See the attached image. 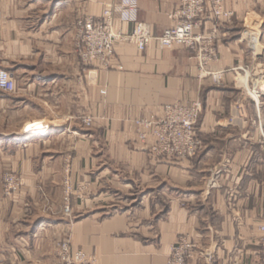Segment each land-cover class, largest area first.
<instances>
[{
    "label": "crops",
    "instance_id": "obj_1",
    "mask_svg": "<svg viewBox=\"0 0 264 264\" xmlns=\"http://www.w3.org/2000/svg\"><path fill=\"white\" fill-rule=\"evenodd\" d=\"M103 2L113 7L114 30L131 35L120 0H0V67L16 80L14 95L0 93V160L24 177L27 193L20 202L4 199L0 185V263L58 264L55 245L67 236L95 255L93 264H167L177 238L189 235L188 264H255L264 219V0L226 1L233 19L217 26L219 59L211 67L224 74L220 86L199 78L193 53L158 44L174 25L178 0H139V21L153 36L144 51L119 43L109 68L83 65L77 22L101 20ZM214 26L209 13L200 32ZM249 63V74L239 75ZM249 77L260 80L261 98L247 97L239 118L232 105L249 95ZM195 101L203 105L197 157L156 158L152 140L140 145L137 119ZM73 111L92 117L86 135L73 137ZM67 152L75 155L72 176L91 183L85 209L74 205L82 222L36 209L41 179L45 190L60 191Z\"/></svg>",
    "mask_w": 264,
    "mask_h": 264
},
{
    "label": "built area",
    "instance_id": "obj_2",
    "mask_svg": "<svg viewBox=\"0 0 264 264\" xmlns=\"http://www.w3.org/2000/svg\"><path fill=\"white\" fill-rule=\"evenodd\" d=\"M120 1L119 19L122 22L133 24V33L125 35L121 31L114 30L113 7L103 2L105 9L101 20L85 17L77 22L75 48L83 65L91 66L94 63H100L107 69L115 59V47L119 43L132 42L139 51H144L153 40L150 25L139 21V0ZM226 1L228 0H178L176 11L169 15L174 25L157 39L162 50L179 46L192 52L198 63L199 78L201 80L210 78L216 86L222 85L224 79L222 72H215L211 69L218 62L216 42L219 32L217 26L223 22L230 23L233 19V13L225 9ZM209 13L215 26L209 34H205L200 32V29ZM248 69V66L242 68L244 72ZM0 93L8 96L16 93L14 75L1 67ZM105 93L102 91L103 95ZM249 93L258 104L261 98L258 90L254 88ZM232 109L239 118L245 117L246 109L242 102L234 103ZM202 111L201 101H195L191 106L181 103L165 106L161 115H151L137 122L138 142L145 145L146 142L152 140L154 144L150 147V151L155 156H174L181 160L193 159L202 148V141L195 135ZM235 121V116L229 120L231 124ZM85 123L91 125L93 122L88 117ZM8 180L10 185H13L14 180L12 178ZM258 231L260 251L255 264H264V219L258 225ZM59 245V248L63 246L61 250L63 253L59 248L56 253L59 264H88V261L84 259L85 255L78 252L74 254L71 261L68 255V244ZM178 245L171 248L168 264H188V260L192 258L195 244L188 235L182 236L181 243Z\"/></svg>",
    "mask_w": 264,
    "mask_h": 264
},
{
    "label": "rangeland",
    "instance_id": "obj_3",
    "mask_svg": "<svg viewBox=\"0 0 264 264\" xmlns=\"http://www.w3.org/2000/svg\"><path fill=\"white\" fill-rule=\"evenodd\" d=\"M218 59H219V57H218ZM257 63L260 64V61H257ZM247 66L249 68L248 71L253 69L251 63H249L248 65H245L244 68H246ZM248 71L246 70V72H244L241 68L239 75H246L247 73L249 74ZM257 74H259V73L256 72V75ZM252 79L254 81H252ZM252 79L250 77L248 79L250 91H253L254 88H256L258 90V87H255V85H258V83L256 84V81L259 82L260 80L258 78L255 79L253 77H252ZM237 87L243 88V86H237ZM247 97L252 98L251 94L249 93V95H246V97H243L242 95H240V97L236 101V102H242L245 106V109H246V104H245L246 100L245 99H247ZM252 100H254V99L252 98ZM254 102H255V100H254ZM162 112H163V109H162ZM77 113H76V111H73V137H75L77 135H82L85 133L87 134L89 131H91L93 129V123L91 125H87L85 123V119H87L89 116H83V114H81L79 112H77ZM148 117H150V116L137 119L134 122V124H135L134 130H135L136 137H137V131H138V128L136 127L137 122L140 120H144ZM89 118L92 119V117H89ZM229 120H230V118H229ZM92 122H93V119H92ZM198 124H199V121L197 123L196 131H195V135L197 137H198V134H197ZM22 129L24 130L25 127H23ZM77 141H75L73 138V153H74V149L76 148V146L78 144ZM147 144L148 143L146 142L145 145L144 144L143 145L146 146ZM140 145H142V144H140ZM202 149H203V143H202V148L199 151L198 155L201 153ZM151 155L153 157H156V158L166 157L164 155L155 156L152 153H151ZM167 158L176 159L177 157L173 156V157H167ZM6 164H7V162H5L4 160H0V185L2 186V193H3L2 195H3L4 199L17 200V202H20L22 200L23 195L24 194L27 195V193L23 192L25 184H26L24 181V177H21L11 167L10 168L7 167ZM74 167H75V155H73V157H72L69 154V152H67V155L65 156V158L63 159V162H62V177L57 182L58 186L60 187V191H57L56 193L52 194L50 191L45 190L43 188L44 184H43L42 179H41V183L39 184V186L41 189L40 194H41L42 200L35 201L37 204L36 209L39 211L40 215H43L45 217H49L51 219H60V220L65 221V222H73V223H74V221H77V219L80 222H82L80 219L84 220L83 217H84L85 213L83 211H85V210H82L83 214H81V213L77 214V212H76L77 208L74 207V205L76 202L77 205L79 206V208H81L87 204V200L89 197L88 195L91 194V191H90L91 183L86 181L85 179H82L81 175H77L76 177L74 175L72 176V168H73V172H74ZM9 178H12L14 180L13 185H10L9 180H8ZM17 205H18V213L22 212L25 209V208H22V203H18ZM189 237L193 241L192 237L191 236H189ZM181 239H182V236L178 237L172 247L178 245V243L180 245ZM65 243H67L69 246V254L68 255H69V258L71 261L73 260L74 254L76 252H78L79 254L85 255L84 259L88 261V264H93L92 258H95V255L93 253H87L83 247L75 246V244L72 243V239L70 237H67V236L66 237L64 236L58 243H56L55 254L57 253V250H59V249H60V252L63 253V251H61L63 246L59 248V246H60L59 244L63 245ZM193 243H194V241H193ZM178 246H177V248H178ZM192 251H193L192 254H194L195 249ZM168 259H169V257H168ZM57 261H58V258H57ZM58 264H59V262H58ZM167 264H168V261H167Z\"/></svg>",
    "mask_w": 264,
    "mask_h": 264
}]
</instances>
